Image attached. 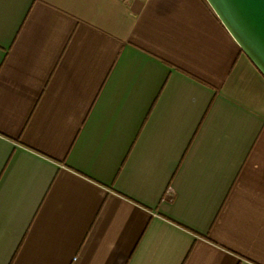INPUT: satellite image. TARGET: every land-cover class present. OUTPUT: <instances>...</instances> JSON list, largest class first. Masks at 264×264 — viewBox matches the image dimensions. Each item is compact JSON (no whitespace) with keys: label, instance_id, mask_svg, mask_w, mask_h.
Instances as JSON below:
<instances>
[{"label":"crops","instance_id":"0c3cea01","mask_svg":"<svg viewBox=\"0 0 264 264\" xmlns=\"http://www.w3.org/2000/svg\"><path fill=\"white\" fill-rule=\"evenodd\" d=\"M0 264H264V78L204 0H0Z\"/></svg>","mask_w":264,"mask_h":264},{"label":"water","instance_id":"95a60500","mask_svg":"<svg viewBox=\"0 0 264 264\" xmlns=\"http://www.w3.org/2000/svg\"><path fill=\"white\" fill-rule=\"evenodd\" d=\"M264 78V0H204Z\"/></svg>","mask_w":264,"mask_h":264},{"label":"built area","instance_id":"2783aa9c","mask_svg":"<svg viewBox=\"0 0 264 264\" xmlns=\"http://www.w3.org/2000/svg\"><path fill=\"white\" fill-rule=\"evenodd\" d=\"M145 1V0H144ZM76 261V259H73V262H75Z\"/></svg>","mask_w":264,"mask_h":264}]
</instances>
